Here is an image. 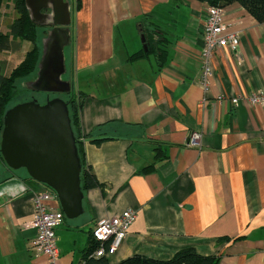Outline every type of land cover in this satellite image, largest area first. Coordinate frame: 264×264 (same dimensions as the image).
I'll list each match as a JSON object with an SVG mask.
<instances>
[{"label":"crops","instance_id":"obj_1","mask_svg":"<svg viewBox=\"0 0 264 264\" xmlns=\"http://www.w3.org/2000/svg\"><path fill=\"white\" fill-rule=\"evenodd\" d=\"M65 1L69 18L33 0L50 12L36 22L40 58L57 21L63 63L70 46L72 89L76 81L74 91L84 93L82 132L111 121L102 130L114 137L84 141L100 185L83 190L82 212L56 227L58 264L82 262L96 220L128 207L136 215L119 247L105 254L110 262L136 253L168 259L192 246L219 255L221 264H264V103L228 99L264 91V21L237 1L222 6L239 44L213 50L205 86V1ZM14 17L12 0H1L0 29L8 31ZM147 40L166 49L162 62L157 50L130 58L147 50ZM192 130L201 133L198 145H187ZM44 189L16 173L0 183V264H48L33 250L35 229L23 226L33 217V193ZM48 204L60 208L57 198Z\"/></svg>","mask_w":264,"mask_h":264},{"label":"water","instance_id":"obj_2","mask_svg":"<svg viewBox=\"0 0 264 264\" xmlns=\"http://www.w3.org/2000/svg\"><path fill=\"white\" fill-rule=\"evenodd\" d=\"M44 1H47L45 8L50 9L54 16L65 13L66 18H69L65 0ZM32 2L25 0L34 22H38L41 15H50V12H40V6ZM56 22L53 21L55 27L45 38L34 87L40 91L67 93L71 91L72 85L60 77L65 40L55 32ZM68 22L67 19L65 23ZM141 40L145 41L144 33L141 34ZM143 47L146 49V42ZM0 153L8 167H24L32 179L51 187L67 218L76 217L82 212L81 165L67 102L62 97L53 96L44 102L33 98L9 106L3 113Z\"/></svg>","mask_w":264,"mask_h":264},{"label":"trees","instance_id":"obj_3","mask_svg":"<svg viewBox=\"0 0 264 264\" xmlns=\"http://www.w3.org/2000/svg\"><path fill=\"white\" fill-rule=\"evenodd\" d=\"M208 4L224 6L233 1L239 2L244 6L258 21H264V0H201ZM1 2V0H0ZM15 10V17L9 24L8 31L0 29V50H8L13 48L15 38L29 40L32 45L25 50L23 56L15 63L8 72L3 71L0 62V135L3 126V113L11 105V101L16 94V80L21 77H31L37 70V64L41 55V40L38 27L29 14L25 0H12ZM157 50V58L159 62L164 60L166 49H161L155 42L147 40V50L140 49L130 55L135 59ZM84 93L75 92L74 89L67 94L66 102L69 113L70 123L76 140V149L79 157L81 172L80 185L81 189L100 185L99 180L94 172L86 163L84 152V141L100 142L104 139L113 138L114 136L106 134L102 129L111 121L98 123L93 130L83 133L80 125V108L82 105ZM158 149V148H157ZM0 171H2V179L13 175L16 169L8 167L0 153ZM32 179L28 174L25 176ZM44 185V184H43ZM46 188L49 186L44 185ZM52 189V188H50ZM53 190V189H52ZM65 217V216H64ZM96 242L92 237V232L88 240L87 247L83 250V264H221L220 256L215 254L204 255L198 253L194 247L187 246L178 249L168 259H157L142 254H133L118 262H110L105 255L90 256L91 251L95 248ZM80 262L79 264H81Z\"/></svg>","mask_w":264,"mask_h":264},{"label":"built area","instance_id":"obj_4","mask_svg":"<svg viewBox=\"0 0 264 264\" xmlns=\"http://www.w3.org/2000/svg\"><path fill=\"white\" fill-rule=\"evenodd\" d=\"M204 45L200 51L202 71L201 80L207 85L209 76L212 73L211 57L217 47L229 45L237 48L239 36L235 31H227L223 21L222 6L207 4L206 17L203 24ZM219 98H223L222 95ZM240 98L250 104L264 103V91L252 93L246 97H228L233 105H237ZM201 133L192 130L189 133L187 145H198ZM51 198H57L56 193L46 188L33 193L34 211L33 217L23 223L24 227L35 229V236L32 239V247L35 254H43L48 258V264H58L59 249L56 240V227L63 221L64 212L61 208H54L48 204ZM136 211L133 208H125L113 215H105L96 220L92 228V237L96 245L90 256H102L117 249L125 237L130 224L133 222ZM84 261L81 263L83 264Z\"/></svg>","mask_w":264,"mask_h":264},{"label":"rangeland","instance_id":"obj_5","mask_svg":"<svg viewBox=\"0 0 264 264\" xmlns=\"http://www.w3.org/2000/svg\"><path fill=\"white\" fill-rule=\"evenodd\" d=\"M40 33L41 32H39V34ZM39 38L41 39V35ZM31 45L32 43L29 40L19 39L18 37H16L13 48L8 49V50L6 49L0 50V62L3 63L2 64L3 71L8 72L10 68H12V66L15 63H17L18 60L23 56L25 50L28 49ZM69 60H70V46H67L65 61H64V66H63L65 67V72H61V73H62V78L68 80V82H70L72 85V81L70 80L71 66H70ZM33 79L36 80L35 76L21 77L16 80L17 89H16V94L11 101V105L32 99V96L35 94L34 91L32 92V90L30 89L32 86H34V83H35ZM73 85H74V89L77 88L76 81L74 82ZM36 96L38 97L39 102H44L48 97L49 98L53 97V94H44L41 92H37ZM56 96H60L65 99L67 97L66 92H62L61 94L56 93ZM15 173L24 175V176L27 175V171L24 167H20L16 169ZM1 182H3L2 171H0V183Z\"/></svg>","mask_w":264,"mask_h":264},{"label":"flooded vegetation","instance_id":"obj_6","mask_svg":"<svg viewBox=\"0 0 264 264\" xmlns=\"http://www.w3.org/2000/svg\"><path fill=\"white\" fill-rule=\"evenodd\" d=\"M55 66H56V65H55ZM63 66H64V63H63ZM54 68H55V67H54ZM55 69H56V68H55ZM62 72H65V67L62 68ZM60 77H61V79H63V78H62V73L60 74ZM63 80L68 81V80H66V79H63ZM32 92H33V91H32ZM37 92H41V93H44V94H53V96H56V93H58V94H61V93H62V92H54V91H35V92H34L35 95L32 96V99H33V98H36L37 100H39L38 97L36 96V93H37ZM68 93H69V92H67L66 95H67ZM48 98H49V97H48ZM50 98H51V97H50ZM63 99L66 100L65 98H63Z\"/></svg>","mask_w":264,"mask_h":264},{"label":"bare ground","instance_id":"obj_7","mask_svg":"<svg viewBox=\"0 0 264 264\" xmlns=\"http://www.w3.org/2000/svg\"><path fill=\"white\" fill-rule=\"evenodd\" d=\"M34 180V179H33ZM40 183V182H39ZM43 184V183H42ZM45 185V184H44ZM47 186V185H46ZM51 188V187H50ZM54 191V190H53ZM55 192V191H54ZM56 193V192H55ZM57 195V194H56Z\"/></svg>","mask_w":264,"mask_h":264}]
</instances>
